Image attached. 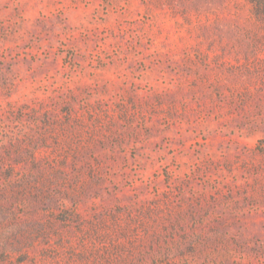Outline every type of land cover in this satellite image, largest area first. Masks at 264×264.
Wrapping results in <instances>:
<instances>
[{
    "label": "rangeland",
    "instance_id": "374dc122",
    "mask_svg": "<svg viewBox=\"0 0 264 264\" xmlns=\"http://www.w3.org/2000/svg\"><path fill=\"white\" fill-rule=\"evenodd\" d=\"M0 264H264L247 0H0Z\"/></svg>",
    "mask_w": 264,
    "mask_h": 264
},
{
    "label": "trees",
    "instance_id": "16d2710c",
    "mask_svg": "<svg viewBox=\"0 0 264 264\" xmlns=\"http://www.w3.org/2000/svg\"><path fill=\"white\" fill-rule=\"evenodd\" d=\"M251 4L255 17L264 22V0H247Z\"/></svg>",
    "mask_w": 264,
    "mask_h": 264
}]
</instances>
